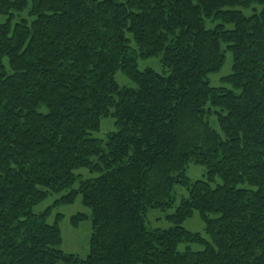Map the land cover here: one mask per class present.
<instances>
[{
  "label": "trees",
  "instance_id": "obj_1",
  "mask_svg": "<svg viewBox=\"0 0 264 264\" xmlns=\"http://www.w3.org/2000/svg\"><path fill=\"white\" fill-rule=\"evenodd\" d=\"M0 17V264H264V0H0ZM226 51L231 89L212 87ZM156 57L166 75L138 70ZM62 192L91 213L83 260L61 215L32 211ZM194 212L211 243L182 226Z\"/></svg>",
  "mask_w": 264,
  "mask_h": 264
},
{
  "label": "rangeland",
  "instance_id": "obj_2",
  "mask_svg": "<svg viewBox=\"0 0 264 264\" xmlns=\"http://www.w3.org/2000/svg\"><path fill=\"white\" fill-rule=\"evenodd\" d=\"M244 13L246 15L249 14L247 10H244ZM21 18L25 19L27 24H30L31 19L27 16L26 12L20 14L14 13L12 23L17 22ZM3 21L4 18L0 17V22ZM206 27L209 28L212 27V25L206 24ZM224 57L223 65L218 70V72L208 76V81L212 87L231 89L230 85L221 81L222 78L228 76L231 73L232 60L230 52H224ZM137 68L139 71L151 69L158 74L166 75V72L163 70L161 65L160 58L158 57L146 60L138 59ZM114 79L120 87H134V84L121 72H117ZM214 128L218 130L216 126H214ZM114 131H116L114 120L110 117H107L101 120L99 130L95 133H92L91 136L98 140H104L108 133ZM74 173L76 175H80L83 179L93 178L96 176L95 174L88 173V171L84 168L75 170ZM186 175L192 182L206 178L204 167L193 164H190L187 167ZM76 187L77 184H75L74 188ZM64 194H66V192H62L60 194L50 193L43 202L34 206L32 211L34 214H39L48 210L47 223L49 224L54 223L56 215H61L62 218L59 222V229L62 237V244L60 249L66 254H72L83 260L88 254V243L92 232L90 218L91 213L90 210L82 204L81 197L79 195L76 197L73 204H56L55 202L59 200ZM172 211V209L165 211H150L146 220V226L149 228H168L169 224L166 221V215L171 214ZM76 215H84L86 218L81 221L78 226L74 227L71 224V219ZM182 226L188 231L200 233L207 243H211L210 238L204 235V224L197 212H194L192 217L185 220ZM204 248V245L200 246L196 244L182 243L178 246L177 250L179 252H183L186 249H191L192 251H201Z\"/></svg>",
  "mask_w": 264,
  "mask_h": 264
}]
</instances>
